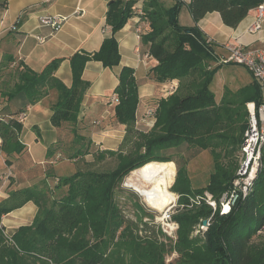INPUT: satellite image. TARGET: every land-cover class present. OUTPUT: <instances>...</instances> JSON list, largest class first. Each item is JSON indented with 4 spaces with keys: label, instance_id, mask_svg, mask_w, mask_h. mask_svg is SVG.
Returning <instances> with one entry per match:
<instances>
[{
    "label": "trees",
    "instance_id": "1",
    "mask_svg": "<svg viewBox=\"0 0 264 264\" xmlns=\"http://www.w3.org/2000/svg\"><path fill=\"white\" fill-rule=\"evenodd\" d=\"M139 1L140 16L148 23L140 36L141 44L156 61L150 70L153 79L159 83L177 80L178 87L157 102L151 112L152 127L138 130L137 83L133 69L123 67L114 89V113L116 121L125 126L121 148H130L125 153L101 150L88 131L77 124L90 86L82 80V71L88 60L101 62L105 68L119 64L114 34L134 15ZM263 3L264 0H190L188 11L194 25L184 27L178 23L180 0L168 7L158 0L112 1L105 15L111 36L103 40L98 51L70 58L69 87L54 76L61 59H53L37 73L22 64L10 69L12 57L5 56L0 63V96L6 101L0 111V152L7 164L12 155L24 151L20 136L27 108L43 100L51 90L57 95L50 106L51 125L68 132L55 144L59 160H77L95 153L100 160L105 155H116L118 162L110 171L87 169L58 178L56 189L66 187L60 199L51 200L50 188L44 182L13 192L7 201L0 202V219L28 201L37 206L33 222L19 227L11 236L0 224V264H264V239L255 240L264 234V145L261 167L244 199L224 215L218 208L213 211L205 200L208 192L218 205L221 196L229 191L247 123L242 114L237 116L231 109L215 105L209 90L215 70L207 65L213 58V44L196 26L207 13L217 12L225 26L236 28L249 11ZM255 85L251 99L258 104L260 92ZM14 103L18 104L15 109L9 106ZM131 137L136 140L131 141ZM169 149L180 155L189 149L209 150L213 171L206 186L193 189L185 165L171 159L166 153ZM52 157L51 166L56 155ZM151 162L176 165L171 191L178 198L171 208V220L178 227L173 236L165 234L161 226H149L143 221V217L152 221L153 215L137 214L135 220L125 217L115 201L124 176ZM202 221L208 223L204 230L200 229ZM169 255H175V260L166 262Z\"/></svg>",
    "mask_w": 264,
    "mask_h": 264
},
{
    "label": "crops",
    "instance_id": "2",
    "mask_svg": "<svg viewBox=\"0 0 264 264\" xmlns=\"http://www.w3.org/2000/svg\"><path fill=\"white\" fill-rule=\"evenodd\" d=\"M112 1L115 0H0V63L5 56H11L10 69L22 64L38 73L53 59H61L54 76L69 87L72 80L70 58L74 54L90 55L98 51L103 40L111 36L105 15ZM180 1L179 24L184 27L193 26L194 22L188 11L190 0ZM163 3L168 7L174 4V0H165ZM140 8L139 1L134 6V15L114 34L120 55L119 64L105 68L101 62L88 60L82 71V80L90 86L84 94L77 124L88 131L92 142L99 145L101 150H112L119 145L125 129L124 125L116 121L115 104L112 102L114 89L118 84L117 76L123 67L133 69L138 93L136 120L140 119L146 131L150 129L148 122L154 121L149 112L155 109L160 99L171 95L178 87L177 80L159 83L153 79L150 70L156 65V61L141 44L140 36L147 30L148 23L141 18ZM77 9H82L84 14L76 15ZM42 15L65 16L67 21L53 30L38 22ZM253 19L254 9L249 11L236 28L225 26L217 12L207 13L196 23L213 44V58L207 65L209 69L215 70L209 84L215 105L227 107L237 116L242 114L246 122L245 104L255 103L251 98L256 91V83L244 67L219 65L217 58L226 55L222 47L226 43L248 50L264 51V22L260 31H247ZM2 80L0 79V83ZM56 96V92L51 90L43 100L27 108L20 136L24 151L12 155L8 164L5 162V155L0 152V202L7 201L13 192L40 186L44 182L53 189L58 178L66 177L62 175L64 170L58 166L62 163H68L69 167L73 165L66 159H61L52 166L49 164L52 156L59 154L55 146L57 140L68 133L52 126L50 122V106L55 102ZM0 102L1 111L6 101L0 96ZM17 105L14 103L9 106L15 109ZM72 138L70 134L69 139ZM208 151L194 150V153H210ZM75 172L74 168L70 175ZM36 213L37 206L28 201L2 215L0 224L5 229V234L11 236L19 227L30 225Z\"/></svg>",
    "mask_w": 264,
    "mask_h": 264
},
{
    "label": "built area",
    "instance_id": "3",
    "mask_svg": "<svg viewBox=\"0 0 264 264\" xmlns=\"http://www.w3.org/2000/svg\"><path fill=\"white\" fill-rule=\"evenodd\" d=\"M83 14L84 11L82 9H77L76 15L81 16ZM66 21L67 17L65 16L42 15L38 18V22L42 26H47L53 30L61 27ZM263 22L264 3L254 9V19L247 31L249 33L260 31ZM222 47L226 55L217 58V63L219 65L232 64L244 67L252 75L260 92V101L258 104L253 102L246 104L247 124L240 144L238 167L229 191L222 195L219 207L210 194H204L207 204L213 211L218 208L219 214L224 215L230 211L231 207L237 201L244 199L249 194L253 188L258 170L261 167V149L264 145V51L259 49L248 50L232 43H226ZM112 102L114 104L117 102L115 95L112 96ZM20 117L22 118L23 115ZM152 125L153 122L149 127H152ZM59 159L60 155L57 154L56 158L50 163L55 164ZM159 222L165 234L168 236L174 235L178 226L171 220V209H167L162 213ZM207 225L208 223L206 221V225L201 224L200 229H206ZM262 230H264V225L262 226Z\"/></svg>",
    "mask_w": 264,
    "mask_h": 264
},
{
    "label": "rangeland",
    "instance_id": "4",
    "mask_svg": "<svg viewBox=\"0 0 264 264\" xmlns=\"http://www.w3.org/2000/svg\"><path fill=\"white\" fill-rule=\"evenodd\" d=\"M149 113L152 114L151 112H149ZM150 124H151V122H148L147 126H149ZM135 128H137L138 130H141V131H146V130H144V127H142V125L140 123V119L136 120ZM146 129H148V128H146ZM123 136H124V132H123ZM123 136L121 138V142H122ZM130 140L133 141V140H136V138L131 137ZM129 148H130V145H126V146L121 148V145L119 144L115 148H113L112 150H114V151L120 150L121 153H125L129 150ZM166 153L168 156H170L171 159H174V161H176V163H179L181 165L182 164L185 165L187 177L189 178L191 186L193 189H199V188L206 186L207 181H208V177L213 171V160H212L210 153L195 154L193 149H189L188 151L186 150L184 153H182V155H180L177 151H175V149H169L166 151ZM186 158H188V161H186L184 163V160ZM235 159L238 161V158H235ZM69 161L75 167L73 165H71V167H69L68 163H62L58 166L59 169L64 170L62 172V175H64V176H68L71 173H73L74 168H75V171H85L87 169H92L94 171H100V172L110 171L116 166V164L118 162L116 155H105L104 158L100 160V159H97L95 153L92 155H89V156H84V157L78 158L77 160H69ZM163 164H166L167 166H169V168L172 171L171 179H170L169 186H168L169 191L172 192L171 187L173 186L174 181H175V177H176V165H175V163H174V165L171 163H163ZM143 167H141V168H143ZM141 168H138V169H141ZM138 169H135V170H138ZM130 173H128V174H126V176H124V178L121 182V185H120L121 191L118 192V194H116V196H115V201H116L117 205L122 210L125 217L130 218L132 220L136 219L137 214L140 215V214L146 213L149 215H153L154 218L152 219V221L148 217H143V221L148 222L150 224L149 226H152V224H155L154 225L155 227L161 226V228L163 229L162 225L159 222V219L161 218L163 212H157V211L149 208L145 204V202L143 201L142 197H140L137 193H135L131 188L126 187L124 185L125 180L127 179V177H129ZM50 177H52V176H50ZM134 179H135V177H134ZM49 191L51 192V194H50L51 200L52 199H60L61 197H63L66 194V187L56 189V186H55V188H53V189L50 188ZM172 193L175 195V201L173 203V206L172 205L171 206L174 207L176 205L178 197L174 192H172ZM206 193H208V192H206ZM220 199H219V202H220ZM217 206L219 207V203ZM142 235H143V233H142ZM260 239H264V234L257 237L255 240L259 241ZM174 256L175 255L167 256L166 262L174 261L175 260Z\"/></svg>",
    "mask_w": 264,
    "mask_h": 264
},
{
    "label": "bare ground",
    "instance_id": "5",
    "mask_svg": "<svg viewBox=\"0 0 264 264\" xmlns=\"http://www.w3.org/2000/svg\"><path fill=\"white\" fill-rule=\"evenodd\" d=\"M171 175L172 171L166 164L151 162L132 171L124 185L142 197L149 208L164 212L175 201V195L168 189Z\"/></svg>",
    "mask_w": 264,
    "mask_h": 264
},
{
    "label": "water",
    "instance_id": "6",
    "mask_svg": "<svg viewBox=\"0 0 264 264\" xmlns=\"http://www.w3.org/2000/svg\"><path fill=\"white\" fill-rule=\"evenodd\" d=\"M173 206V205H172ZM172 206H170L168 209H171V207ZM167 210V209H166ZM202 225H206V221H202Z\"/></svg>",
    "mask_w": 264,
    "mask_h": 264
}]
</instances>
